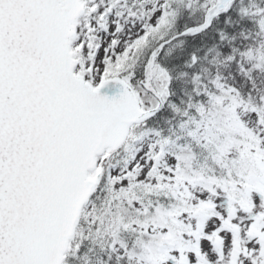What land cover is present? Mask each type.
Segmentation results:
<instances>
[{
  "label": "snow or ice",
  "instance_id": "snow-or-ice-1",
  "mask_svg": "<svg viewBox=\"0 0 264 264\" xmlns=\"http://www.w3.org/2000/svg\"><path fill=\"white\" fill-rule=\"evenodd\" d=\"M0 264H264V0H0Z\"/></svg>",
  "mask_w": 264,
  "mask_h": 264
}]
</instances>
